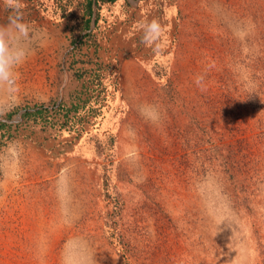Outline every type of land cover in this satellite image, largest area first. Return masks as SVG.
<instances>
[{"label":"rangeland","instance_id":"rangeland-1","mask_svg":"<svg viewBox=\"0 0 264 264\" xmlns=\"http://www.w3.org/2000/svg\"><path fill=\"white\" fill-rule=\"evenodd\" d=\"M35 18L46 45L0 103V264H264V0H121L80 47L68 19ZM80 98L63 130L54 108ZM38 105L59 126L23 118Z\"/></svg>","mask_w":264,"mask_h":264},{"label":"trees","instance_id":"trees-1","mask_svg":"<svg viewBox=\"0 0 264 264\" xmlns=\"http://www.w3.org/2000/svg\"><path fill=\"white\" fill-rule=\"evenodd\" d=\"M30 6H24L23 11L25 14L26 20L31 23L38 21L35 16H44L46 18H51L54 20L62 21L68 19L71 23V38L72 42L80 47L84 44L85 39L94 37L93 30V19L95 18V24L101 20L102 11L106 5H114L121 0H28ZM77 8H82L81 14L76 13ZM37 13V14H36ZM82 38V39H81ZM159 73V72H158ZM97 78L100 77V74H96ZM164 76V75H163ZM166 76V75H165ZM165 76L162 77L161 87L165 91L170 92L172 86L171 81H165ZM100 83V82H98ZM106 91L99 93L97 99V104L90 105L92 100L91 98L82 99L78 101L73 99L70 104H65L63 107L54 108L56 113L61 112L65 121L61 123V128L63 130H68L71 124H78L79 119H82V111L89 107L91 110H98L97 106L102 108L104 106L101 103L100 98L104 96ZM96 106V107H95ZM17 114V110L10 111L7 116L9 119L14 118ZM23 118L32 123L36 124H45L53 126L56 128L59 126V122L54 120V116L51 114V110L44 105H38L36 108H26V111L23 113ZM12 124H9L5 121H0V151L3 146L7 145L10 140L13 139ZM95 139V138H94ZM100 141L98 138L96 139ZM116 142V135L113 132L108 133L105 138H101L100 145L98 147L103 149L104 152H109L113 149ZM105 184L109 187L108 180L106 179ZM109 195V194H108Z\"/></svg>","mask_w":264,"mask_h":264},{"label":"clouds","instance_id":"clouds-1","mask_svg":"<svg viewBox=\"0 0 264 264\" xmlns=\"http://www.w3.org/2000/svg\"><path fill=\"white\" fill-rule=\"evenodd\" d=\"M24 0H0V103L14 105L18 101L19 68L44 47L47 36L25 18ZM142 43L159 51L164 40V25L158 18H144L139 25ZM204 76L197 75L196 84L204 90ZM142 114L152 116L154 105L141 107Z\"/></svg>","mask_w":264,"mask_h":264}]
</instances>
